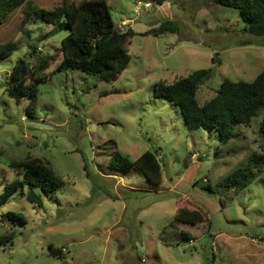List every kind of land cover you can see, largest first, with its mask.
Instances as JSON below:
<instances>
[{"label": "rangeland", "instance_id": "rangeland-1", "mask_svg": "<svg viewBox=\"0 0 264 264\" xmlns=\"http://www.w3.org/2000/svg\"><path fill=\"white\" fill-rule=\"evenodd\" d=\"M82 1L32 0L31 7ZM106 3L115 28L134 34L125 44L129 64L110 83L76 70L53 73L68 32L25 5L0 25V44L16 47L0 60V194L27 156L64 181L40 209L20 195L0 205V238H13L0 248V264H264V245L252 242L264 237V171L242 191L230 187L263 155L261 116L221 142L213 130L188 129L176 107L152 94L156 83L198 70L211 72L196 92L201 106L225 79L251 82L264 68V37L243 31L237 11L217 0ZM165 21L177 30L164 31ZM43 59L47 68L34 71ZM18 60L46 77L33 118L28 98L16 104L6 94ZM147 151L160 164L158 186L135 170H108L115 152L134 161ZM9 211L25 224L5 221Z\"/></svg>", "mask_w": 264, "mask_h": 264}, {"label": "trees", "instance_id": "trees-1", "mask_svg": "<svg viewBox=\"0 0 264 264\" xmlns=\"http://www.w3.org/2000/svg\"><path fill=\"white\" fill-rule=\"evenodd\" d=\"M31 1L0 0V25L15 10L25 5L28 13H39L43 22L67 30L68 34L61 40L62 58L53 73L76 70L110 83L114 82L129 64L130 57L125 44L134 34L131 30L121 32L115 28L106 0H87L78 5L64 4L52 11L37 10L31 7ZM147 1L157 6L169 2ZM217 2L224 8L237 11L241 22L245 24L243 31L247 34L264 37V0ZM162 28L171 33L177 30L172 21L163 22ZM245 45L251 44L244 43L242 46ZM15 48V44L11 42L0 44V60L11 55ZM46 68L47 62L43 59L34 71L40 72ZM32 74L26 63L18 60L9 73L11 85L6 90L7 96L16 104L28 98L29 104L25 110L28 118L34 117L38 85L46 80V77H34ZM28 75L31 77L30 83L26 84ZM210 77V70H198L171 84L156 83L152 94L154 98L165 99L176 107L188 129L213 130L217 132L221 142L232 138V131L236 126H245L253 118L261 116L259 133L263 140V155L259 158L252 157L249 167L239 171L236 179L230 184L235 191H242L252 183L255 171H264V68L251 82L223 80L215 96L201 106L196 99V92ZM16 167L19 168L18 176L2 186L0 205L20 195L28 204L40 209L43 206V198H49L64 187V181L40 160L27 156L21 163H15L11 169ZM108 170L120 173L135 170L154 186L161 183L159 161L157 156L149 151L134 161L115 152ZM4 218L5 221L20 226L25 224L24 217L15 212H7ZM180 237L191 241L186 233H181ZM12 240V237L0 238V248L11 246Z\"/></svg>", "mask_w": 264, "mask_h": 264}, {"label": "built area", "instance_id": "built-area-1", "mask_svg": "<svg viewBox=\"0 0 264 264\" xmlns=\"http://www.w3.org/2000/svg\"><path fill=\"white\" fill-rule=\"evenodd\" d=\"M252 242H253L254 244H255V243H259V244H260V242H261V244L264 245V237H263L262 239H259V240L254 239V240H252Z\"/></svg>", "mask_w": 264, "mask_h": 264}, {"label": "water", "instance_id": "water-1", "mask_svg": "<svg viewBox=\"0 0 264 264\" xmlns=\"http://www.w3.org/2000/svg\"><path fill=\"white\" fill-rule=\"evenodd\" d=\"M127 27V26H126ZM127 29V28H126Z\"/></svg>", "mask_w": 264, "mask_h": 264}]
</instances>
